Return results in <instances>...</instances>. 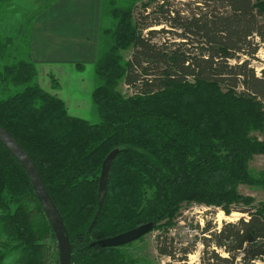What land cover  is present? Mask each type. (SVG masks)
<instances>
[{
	"label": "trees",
	"instance_id": "obj_1",
	"mask_svg": "<svg viewBox=\"0 0 264 264\" xmlns=\"http://www.w3.org/2000/svg\"><path fill=\"white\" fill-rule=\"evenodd\" d=\"M106 13L113 22L102 25L91 94L98 121L72 115L39 84L31 27L26 57L0 69V83L17 88L0 97V125L35 162L70 237L72 264H133L124 245L99 240L148 222L163 230L159 253L175 258L168 232L193 203L245 214L203 228V264H256L264 259V201L240 185L264 184L249 168L264 154V139L252 135L264 133V69L258 75L250 62L264 42V0H102ZM240 54L247 59L232 62ZM115 149L90 229L103 162ZM0 226L11 241L0 264L13 250L16 264H48L44 240L56 239L54 229L27 171L1 142Z\"/></svg>",
	"mask_w": 264,
	"mask_h": 264
},
{
	"label": "rangeland",
	"instance_id": "obj_2",
	"mask_svg": "<svg viewBox=\"0 0 264 264\" xmlns=\"http://www.w3.org/2000/svg\"><path fill=\"white\" fill-rule=\"evenodd\" d=\"M13 0H0V69L6 63H12L15 58L26 57L28 53L26 35L30 31L31 21L30 18H23L24 13L20 12L18 7L12 5ZM147 1V0H143ZM184 3L186 0H177ZM142 1L138 2L141 6ZM26 13V12H25ZM34 14V13H33ZM32 14V15H33ZM113 19L106 13L102 16V25L105 27L112 26ZM159 26L158 28H161ZM102 29V28H101ZM171 37L174 36L170 35ZM257 40V39H256ZM258 42V40H257ZM0 45V46H1ZM133 52V48L123 51L125 60H128ZM23 55V56H22ZM256 57L251 58V66L255 68L258 75L262 74L264 69V42L260 43L256 52ZM249 58V57H248ZM247 59L246 55L240 54L238 59L232 62L243 61ZM86 68L88 66L86 65ZM89 70V69H88ZM82 67L78 77L80 78V88L77 89L81 96L84 94L89 97L91 89L96 85L95 71L91 68L89 71ZM53 75H50V77ZM54 77V76H53ZM75 81H70L64 88H53V92L58 95H71L75 93ZM14 86L0 83V97H6L11 92L16 90ZM120 89L125 93H130V90L123 84ZM85 119L94 122L99 120L98 115L94 112L93 103L88 101L86 105ZM252 135L259 139H264V133L259 131L252 132ZM251 173L259 180L264 182V154L254 155L250 160L249 165ZM240 192L245 195L253 196L257 202L264 201V184L240 185ZM245 216L240 212L234 211L231 215H226L225 212L217 207H208L196 203L187 204L183 207L181 215L177 219V223L169 229L168 236L173 241L175 258L167 255H162L158 251V238L162 234V229H154L139 240L124 245L122 250L128 260L133 264H203V238L208 234L203 233V228L211 224L215 229H219L224 221H234L239 217ZM37 222L43 224V221L38 217ZM36 222V223H37ZM8 236L0 226V252L5 251L11 244ZM44 242L49 247V262L48 264L60 263V251L57 239L48 237ZM169 240L166 246H170ZM186 251V253H184ZM222 255L227 254L223 250H219ZM18 253L16 250L10 251L2 264H16V257ZM185 258V260H180ZM238 264L242 263L241 258L237 260ZM256 264H264V259H260Z\"/></svg>",
	"mask_w": 264,
	"mask_h": 264
},
{
	"label": "crops",
	"instance_id": "obj_3",
	"mask_svg": "<svg viewBox=\"0 0 264 264\" xmlns=\"http://www.w3.org/2000/svg\"><path fill=\"white\" fill-rule=\"evenodd\" d=\"M12 5L28 19L41 10L31 23L29 49L38 82L54 93L50 75L62 89L76 78L75 93L59 96L72 115L85 118L86 105L92 98L78 93L81 86L78 74L82 67L95 71L100 51L102 0H13Z\"/></svg>",
	"mask_w": 264,
	"mask_h": 264
},
{
	"label": "water",
	"instance_id": "obj_4",
	"mask_svg": "<svg viewBox=\"0 0 264 264\" xmlns=\"http://www.w3.org/2000/svg\"><path fill=\"white\" fill-rule=\"evenodd\" d=\"M0 142L3 143L14 154V156L27 171L33 183L37 196L41 204L43 205L46 215L54 229L60 251V264H72V246L70 237L60 220L59 211L46 189L43 178L35 162L28 154V152L24 149V147L18 142V140L1 125ZM118 152V149L112 150L103 162L98 194L99 210L90 226V229L96 221V218L103 206L107 191L109 172ZM153 229L154 222L144 223L120 234L101 239L99 240V243L103 246H123L139 240L140 238L151 232Z\"/></svg>",
	"mask_w": 264,
	"mask_h": 264
}]
</instances>
